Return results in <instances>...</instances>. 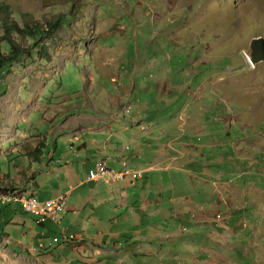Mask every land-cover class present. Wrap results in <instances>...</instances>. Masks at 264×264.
<instances>
[{
    "label": "rangeland",
    "instance_id": "1",
    "mask_svg": "<svg viewBox=\"0 0 264 264\" xmlns=\"http://www.w3.org/2000/svg\"><path fill=\"white\" fill-rule=\"evenodd\" d=\"M4 6L20 26L39 25L49 31L48 24L60 19V27L51 30L49 37L43 36L30 57L13 63L0 76V184H8L9 178L26 181L25 176L37 173V161L47 165L48 153L55 152L59 158L70 149L78 151L82 143L86 150H81L80 158H91L95 148L90 147V140L95 137L86 131L95 132L102 124L112 127L108 121L112 117H117L113 130L120 133V144L128 146L130 153L139 144L132 142L137 132L156 152L173 148L168 145L180 144L183 137L186 150L189 146L186 157L198 158H193L196 165L186 166L191 168L189 177L207 182L208 192L222 179L238 189L243 182L255 184L251 198L249 194L242 205L251 208V219L244 215L251 229H247L248 221L240 220L239 232L225 247L220 264H264V63L251 67L247 61L251 40L264 38V0H0V8ZM15 43L24 49L31 45L19 37ZM40 46L46 51L41 53ZM83 127L90 129L80 134ZM32 147H39L37 160ZM173 149L178 151V147ZM170 154L174 153L164 158ZM210 165L215 166L212 176L202 177V168ZM45 170L40 167L37 173L43 183L47 182ZM216 172L223 178L217 179ZM168 177L176 188L181 187L173 171L159 174V178ZM152 178L153 173H146L136 184L142 186ZM57 184L63 185L64 178ZM201 186L199 181L193 188ZM109 187L112 194L105 195L103 207L61 212L59 224L44 220L43 228L37 226V218L22 215L18 205L0 206V264H23L21 258L24 264H34L32 260L38 264L80 262L65 239L87 229L95 235L99 226L117 229L124 216L116 194L123 186ZM29 190L24 194L28 196ZM124 191L128 202L134 203L136 194L132 193L139 191ZM219 199L225 202L227 197L205 192L192 200L199 208ZM67 205L73 206L74 201L67 200ZM215 207L227 212L221 203ZM160 214L165 219L163 215L149 217L153 218L150 223H159L157 233L179 229L189 218L185 214L175 220L169 212ZM91 216L97 222L88 226ZM215 217L220 221L221 214ZM145 227L151 229L153 224ZM41 239L55 243L50 252L32 248L35 254H30L28 249ZM247 239L251 244L247 245Z\"/></svg>",
    "mask_w": 264,
    "mask_h": 264
},
{
    "label": "crops",
    "instance_id": "2",
    "mask_svg": "<svg viewBox=\"0 0 264 264\" xmlns=\"http://www.w3.org/2000/svg\"><path fill=\"white\" fill-rule=\"evenodd\" d=\"M111 81H114V78H111ZM121 86H119V88ZM99 120L106 121V119ZM108 121L111 122L112 127H107L106 124H102L95 127V132L91 130L86 131V129H90V127L79 129L80 134L86 131L95 137L90 140V147L95 148L94 156L87 159L80 158L81 155L79 153L81 150H86L85 143H82L78 147V151L70 149L66 154L65 152L62 153L59 158H55V152L48 153L49 159L46 166L42 161H37V164H35V160L29 159L31 164H35L37 173H40V167L46 169L44 176L47 178V182L43 183V180L39 181L36 172H33L30 178L25 176V179H27L26 181L21 180L20 182V178L14 180L10 179L19 187L17 191L24 193V191L30 189L29 195L36 196V193H38L40 195L38 198L40 199L54 198L61 194H65L67 200L72 199L74 201V205L71 207L67 205V208L63 211L64 213L68 211H73L74 213L83 212V208L86 209L88 206L89 208L92 207L90 210L94 211L105 205L104 201L106 194H112L111 187L108 189L106 188L108 184L86 181V175L91 170L92 163L95 159L104 158L107 160L108 166L113 168H124L128 166L134 169L148 170L149 168L155 167V171L148 173H153L152 180L150 182L148 181L146 184L143 183L142 186L136 184L137 181H132L130 179L125 180V178H123V175H129L131 170L117 172L118 174L113 178L106 179L108 183H118V187L122 185L124 190L139 192L132 193L136 195L133 197L134 203H131L128 202V194L124 190L116 191V194H119L120 206L125 208L124 216L121 222L119 221L120 224L117 225V222H115L117 229H102L100 226H96L95 235L91 233L90 229H87L85 232L80 231L77 237L73 238V240H75L74 243L65 244L71 252H77L76 254L78 258H80V262H77V264L223 263L224 249L229 243L235 240L234 232H239L237 228L240 225V220L244 219L248 221V218L251 219V208L243 209L242 205L244 201L248 199L249 194L251 198V186L255 187V184H251L250 181L243 182L240 185L241 189H238L236 186L231 185V181H227V184L222 179V173L220 175L216 172L217 179H222L223 182L221 180L215 190L208 192L207 187L209 184L207 182L197 179L194 176L189 177L192 175L191 168H186V166L189 165V167H191L192 163H196L193 158L196 160H198V158L197 156L186 157L189 146H187L186 150L185 138H181L182 142L180 144L172 141V145H168L173 148L178 147V151L171 148L172 150L164 149L166 150L165 152L161 151V149L156 152V149L155 151L150 149L151 143L145 140L146 137L142 136L143 133L138 137L139 132H137L133 136V138L137 139L132 140V142H137L139 144L136 145L134 152L130 153L132 150L129 151L130 148L128 146L122 148L120 144L122 136L120 133L113 130L117 117L109 118ZM179 126L180 124L178 127ZM139 130H142V128H139ZM178 131H180L179 128ZM75 140L79 142V139ZM173 144L176 145L173 146ZM44 146H48V144L46 143ZM32 148L34 149L32 154L34 155V159H36L40 156L39 147ZM166 153L174 154L167 155L166 158H164ZM219 155L215 156V158L218 159ZM41 158L42 157H40V159ZM160 166L164 167L161 168ZM164 168H167L168 171L163 172ZM214 168L215 166L213 165L203 167L201 171L204 175L202 177L212 176L210 173ZM30 170H32V167H30ZM171 171L180 177V188H176L169 177L167 179L159 178L160 173L170 174ZM193 171L199 173L198 170ZM26 174L28 175L27 172L25 175ZM61 178H64V184L58 185L57 181ZM194 180H196V182H194ZM122 181L124 183H122ZM199 181L202 182L203 187L193 188L194 185L199 184ZM203 191L204 193L207 192L208 195L212 192L219 193L223 197H227V199L225 202L222 199L216 200L215 204H211L210 206L209 204L206 205L208 206L206 209L203 208L206 206L197 208L192 199L194 197L197 198L198 194H204ZM3 197L9 200L19 199L16 195H9L1 196V201H3ZM220 203L227 212L221 213L218 211L219 209L215 206ZM129 206L131 207L129 208ZM213 210H215V212ZM161 212H169L171 218L175 220H181V217L183 218L185 214L188 215L189 218L188 220L184 219L186 223L181 224L179 229H170V233H157V231L160 230V225L159 223L155 224V222L150 223V220H153V218L149 217L159 219V215H163L164 218V214H160ZM191 214L195 215L194 219H191ZM216 214H221L220 221L216 220ZM244 215H248V218ZM77 217L82 221L80 215H77ZM43 222L44 221L37 222V226L43 228ZM91 222L96 225L97 219L92 216L87 218L86 224L88 226ZM57 224H59V221ZM149 224H153L151 229L145 227V225ZM249 224L251 226L250 220L247 222V229H251ZM129 228H132L131 233H129ZM230 229H232V232H230ZM224 232L229 234L224 235ZM42 234L43 232H41V235ZM3 235L8 236L5 234ZM9 239L8 236L7 240ZM41 240L43 242V240L49 239ZM248 244H251V242L247 239V245ZM36 246L37 244L31 247ZM31 247L28 249L30 254H35L32 253V251L35 252V250ZM146 249L151 251L153 256L150 253H146L144 251ZM195 251H197V253ZM49 252L50 251L47 253ZM22 259L25 262V258H21V260ZM32 261L34 264H38L35 260ZM24 262L22 263L24 264Z\"/></svg>",
    "mask_w": 264,
    "mask_h": 264
},
{
    "label": "trees",
    "instance_id": "3",
    "mask_svg": "<svg viewBox=\"0 0 264 264\" xmlns=\"http://www.w3.org/2000/svg\"><path fill=\"white\" fill-rule=\"evenodd\" d=\"M0 11L4 12L0 14V76H2L4 71H7L13 63L19 62L21 59H24L26 57L27 58L30 57L31 50L39 46V43L41 42V38L43 36L49 37L51 30H56L58 27H60V19L57 20L55 23L48 24L49 31H43L41 30V27L39 25H30V24H24L22 26L18 25V23L14 22L13 19L10 18L8 13L9 11L8 6H4V8H0ZM15 37H19L21 41H31L30 47H26L24 49L20 45H16ZM39 50L41 51V53L42 51H46L45 48L42 46L39 47ZM123 170H131V168L124 167L122 168V171ZM7 182L8 184L3 185V182H1L2 184H0V187L6 190L5 192L7 191L14 192L19 189L16 183L11 181L10 179H8ZM12 205H18V204H0V206L3 207L12 206ZM19 212L22 215H27L22 211L20 206H19ZM34 219L36 218L33 217V220ZM1 226L3 227V225L0 224V229L2 228ZM65 242L74 243L75 240L65 239ZM54 244L46 246L38 251L48 252L53 247Z\"/></svg>",
    "mask_w": 264,
    "mask_h": 264
},
{
    "label": "built area",
    "instance_id": "4",
    "mask_svg": "<svg viewBox=\"0 0 264 264\" xmlns=\"http://www.w3.org/2000/svg\"><path fill=\"white\" fill-rule=\"evenodd\" d=\"M116 172H122V168L119 171H115L107 165L106 159L99 158L93 161L91 170L86 176V181L106 183V175H115ZM143 175L144 172L142 170L131 168V173L129 175H123V178L136 181L142 179ZM0 204H18L25 214L37 218L38 222L50 220L57 223L58 214L63 212L67 207V196L61 194L45 200H38L34 195H25L17 200H9L3 197V201H0ZM53 242H56V240ZM51 244L50 242H40L36 247L31 248L39 250Z\"/></svg>",
    "mask_w": 264,
    "mask_h": 264
},
{
    "label": "water",
    "instance_id": "5",
    "mask_svg": "<svg viewBox=\"0 0 264 264\" xmlns=\"http://www.w3.org/2000/svg\"><path fill=\"white\" fill-rule=\"evenodd\" d=\"M247 61L251 67L264 63V38H254L248 47Z\"/></svg>",
    "mask_w": 264,
    "mask_h": 264
},
{
    "label": "bare ground",
    "instance_id": "6",
    "mask_svg": "<svg viewBox=\"0 0 264 264\" xmlns=\"http://www.w3.org/2000/svg\"><path fill=\"white\" fill-rule=\"evenodd\" d=\"M106 184H117V183L106 182ZM5 195H16L17 197L22 198V196H25L26 194H24L23 192H20V191H14V192H10L7 194L5 191L0 190V198H1V196H5Z\"/></svg>",
    "mask_w": 264,
    "mask_h": 264
},
{
    "label": "clouds",
    "instance_id": "7",
    "mask_svg": "<svg viewBox=\"0 0 264 264\" xmlns=\"http://www.w3.org/2000/svg\"><path fill=\"white\" fill-rule=\"evenodd\" d=\"M128 109H129V106L127 107ZM100 159H104V158H100ZM96 160V159H95ZM108 165V164H107ZM128 167V166H127ZM134 169V168H133ZM141 170V169H140ZM151 170V169H150ZM143 172H144V174H146V173H149V172H147V171H149V169L148 170H142ZM163 172H166V171H163ZM87 176V175H86ZM143 178V177H142ZM10 179V178H9ZM137 181V180H136ZM96 183H98V182H96ZM102 183H104V182H102ZM106 184V183H105ZM118 184V183H117ZM117 184H108V185H117ZM67 208V207H66ZM190 217H191V215H190ZM191 218H194V216L193 217H191ZM216 218V217H215Z\"/></svg>",
    "mask_w": 264,
    "mask_h": 264
}]
</instances>
